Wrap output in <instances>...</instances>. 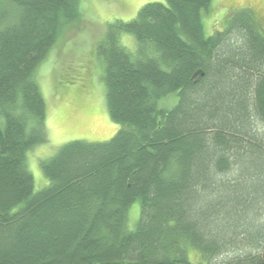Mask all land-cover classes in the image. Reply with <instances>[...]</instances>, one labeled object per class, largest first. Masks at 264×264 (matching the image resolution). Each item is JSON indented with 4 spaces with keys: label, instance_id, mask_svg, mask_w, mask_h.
I'll return each instance as SVG.
<instances>
[{
    "label": "trees",
    "instance_id": "obj_1",
    "mask_svg": "<svg viewBox=\"0 0 264 264\" xmlns=\"http://www.w3.org/2000/svg\"><path fill=\"white\" fill-rule=\"evenodd\" d=\"M80 2L0 0V264H264V32L248 9L213 34L212 0L107 23L95 50L120 128L59 146L34 191L26 153L47 141L36 71Z\"/></svg>",
    "mask_w": 264,
    "mask_h": 264
},
{
    "label": "rangeland",
    "instance_id": "obj_2",
    "mask_svg": "<svg viewBox=\"0 0 264 264\" xmlns=\"http://www.w3.org/2000/svg\"><path fill=\"white\" fill-rule=\"evenodd\" d=\"M151 1L159 0H81L80 17L63 30L38 66L36 78L46 105L47 141L26 153L35 192L49 184L41 162L53 155L59 146L72 140L107 141L120 128L111 120L106 108L104 62L95 49L104 37L107 23L132 19L142 5ZM209 7V11L202 14L207 34L222 31L226 18L229 20L245 9L254 14L264 32V0H212ZM120 43L131 52L136 48V41L130 34L122 33ZM174 101L167 98L166 104ZM255 123L264 132V124ZM128 213L131 227L138 217L137 203L132 204ZM186 255L192 263L200 259L191 248Z\"/></svg>",
    "mask_w": 264,
    "mask_h": 264
}]
</instances>
